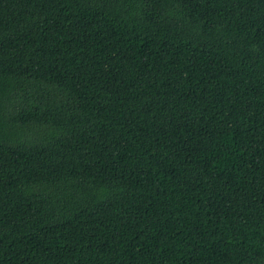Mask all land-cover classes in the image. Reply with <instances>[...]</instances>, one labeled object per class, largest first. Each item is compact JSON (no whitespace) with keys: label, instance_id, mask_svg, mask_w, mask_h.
<instances>
[{"label":"trees","instance_id":"16d2710c","mask_svg":"<svg viewBox=\"0 0 264 264\" xmlns=\"http://www.w3.org/2000/svg\"><path fill=\"white\" fill-rule=\"evenodd\" d=\"M0 264H264V0H0Z\"/></svg>","mask_w":264,"mask_h":264},{"label":"bare ground","instance_id":"6f19581e","mask_svg":"<svg viewBox=\"0 0 264 264\" xmlns=\"http://www.w3.org/2000/svg\"><path fill=\"white\" fill-rule=\"evenodd\" d=\"M183 2V1H182ZM143 258V257H142Z\"/></svg>","mask_w":264,"mask_h":264}]
</instances>
